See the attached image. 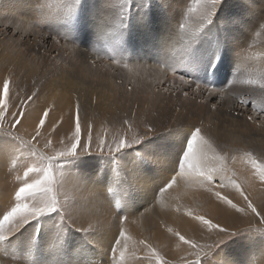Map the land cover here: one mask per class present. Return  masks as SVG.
I'll list each match as a JSON object with an SVG mask.
<instances>
[{"label": "rangeland", "instance_id": "374dc122", "mask_svg": "<svg viewBox=\"0 0 264 264\" xmlns=\"http://www.w3.org/2000/svg\"><path fill=\"white\" fill-rule=\"evenodd\" d=\"M25 1L26 0H7V2L13 4L10 5V8L8 9L9 12H0V41L5 40L9 42L10 39H17V41H15L16 44H13L11 46L12 49H14V52L8 51L5 54L4 52L0 53V80H3L4 77L9 75L13 77L14 83L12 86V92L14 94L18 93V96L13 95L14 100L26 99V97L31 93V87L34 89H39V92L37 93V95L39 94V100L35 99L34 102L28 103L27 108L25 110V120L23 121V127L20 128V134L25 138V140L29 139L30 134L32 133L31 128L35 126V123L38 120L37 115L31 116L33 115L32 111H36L35 107L39 106L42 108V110H44L45 108L51 106V104H56L62 99L61 98L60 100H52L49 105H45L44 101H46V97L48 96L42 92L45 89L44 85L46 86V84L49 83L52 84V81L56 78L55 76L59 73H56V71H58L59 68H61L62 66H64V68L66 67L67 69L75 70L76 67H78L79 65L77 70H79L81 67H90L91 69L93 68L92 70L95 74V76H87L89 77V79H84L85 83L90 82L89 84L87 83V85L84 86L85 88L90 90L87 95L89 101L99 100L100 102H105V98L103 96V93L101 92L107 91V88L105 86L108 85L110 88L112 87L111 89L115 91L116 96L117 94L123 95L129 101L130 106L132 108H135L136 104L142 103L144 101L143 96L140 94V90L148 89L149 91H152L151 95L156 94L163 96L164 98L165 107L162 111V119L165 117L170 119V114H172L173 117V113L179 111V116H186L184 118L185 121H183L184 119L182 120L183 122H191L194 124H198V122L201 121L205 131L207 132H211L213 129H216L218 132L212 138L215 140L217 145L226 146L229 150H241L242 148H239V146H241L240 144H242V142L247 143L244 138H242V141L240 140V131L248 127L247 123L249 121L247 120V118L245 120H239L236 115L239 112L245 114L246 116L249 114L256 115L257 111L261 107H264V92L260 90L259 85L237 84L236 87L243 92H247V98L250 101H254V104L249 108L240 109L237 100V93L233 92L230 86L232 85L233 80L243 81L247 79H264V54L256 56L254 54H250L247 51L251 45L249 47H244L243 45V41H245V39L253 45L264 44V28H260L257 26L260 20H264V0H253V6H251L249 10H245L242 8V2L240 0H223V3L221 4L214 18L213 25L209 26L208 35L204 38V40L201 41V44L198 45V66L196 70L191 73V75L193 78L199 79L202 82H207L208 80H211L217 89L224 90V97L220 100H216L214 97H207L208 99H205V97L199 93L195 94V98H193L192 93H190L188 98H185L179 92L163 93L162 91V88L165 85L161 84L160 81L164 80L165 78L157 68L156 63L162 62L167 57L168 41L171 35L175 34L179 13L183 12L184 14L181 19V22L186 23V25L188 24L184 31L188 33L195 32L200 26L201 19L199 12L189 11V9L194 7L193 0H150V5L147 9V12H145L144 9V0H133L132 15L128 23V32L131 30V28H133V26H139L142 27V30L145 29L147 32L154 31L155 35L151 36L149 41L139 45L138 51L133 56L129 52L128 45L129 47L131 45L133 47L134 45H137L139 41H135L136 39H138V37L133 38V36H130L128 34L126 44L127 46L118 52L119 55L124 56H117V59L120 60L119 65L114 64L113 61L109 58L110 50L108 49L104 50V52L101 54L102 58L96 59L97 53L95 51V44L98 38V30L102 21L104 20L105 15L107 14L105 8V0H82L78 15L76 17L75 25L72 31L70 32L71 39L75 43L69 42L67 44H65L64 40L60 39L57 33L61 27L58 21L59 18H61L65 13V5L68 0H41V2L45 5L43 11L47 13H53L55 14V16H57L56 18H52L50 16L52 18V22L45 23L36 22L35 13L37 12V0H30L32 3L35 4L33 5L35 9L28 6L26 4L27 2ZM0 2H2V0H0ZM18 2H24L25 4L21 5V8L13 7ZM254 5L257 8L254 9ZM54 7H56L60 11H54ZM152 13H154L153 15L155 17L158 16L159 18L151 19L150 16ZM145 15L147 16V23H145L143 19ZM223 15H226L224 18L226 22L233 17H240L242 22L239 25L235 26L229 25L227 23L223 27V25L221 24V18L223 17ZM29 25L31 27L30 29H28L29 31L26 30L25 32H23L22 29ZM244 25L246 27L242 28V26ZM19 27L22 28L15 31V29H18ZM223 31L226 32L224 33ZM43 34H46V37H48L46 40H43V44L48 50V58L53 59H48L50 61H42V56H46V51L44 52L45 48L39 44V42L42 43V38L44 37ZM35 35H38V37L34 38ZM35 39H37V41ZM58 39H60V43L56 42ZM150 41H152L153 47H151ZM220 42L223 43V47L220 49L219 55L217 56V43ZM241 44L242 47L240 48ZM14 45H17V47L22 50L18 51V49ZM51 45H54L58 51H55L54 48H51ZM181 45L182 40H180V38L177 36L175 38V47L177 51H179ZM22 52L29 55H39V57L41 58L36 62H26V60L22 56ZM239 52H241L246 58L247 65L245 64L240 67L238 65L236 66L235 64H232L231 61L227 60V55H231L233 57L235 53ZM86 53L87 55L84 56ZM214 53L215 55H213ZM241 53H239L238 57H243ZM53 55H55L54 57L57 59H54ZM83 56L86 58L85 61H87V63H84ZM92 58L96 59L95 65H92L90 63V60H92ZM57 60H60V63ZM124 64H127L128 68L123 67ZM59 65H61V67ZM251 68H253V70H250ZM22 71L27 72V75L30 77L27 81H25ZM74 73H76L77 77L82 76L79 75L77 71H75ZM92 77L95 82L92 81ZM69 83L70 87L65 86L64 84L62 86L65 90H61L59 88L54 93L57 94L58 92H62L63 95H65L64 93H66V91L75 92L77 90L74 89L75 83ZM23 84H25L24 87ZM101 84H104L105 86H102ZM129 89H131V92L137 90L138 93L135 95L129 94ZM158 89L160 91H158ZM40 92L43 94L41 95ZM50 95H52V93ZM66 95L69 94L66 93ZM211 103L217 104V108L214 111L210 110L209 108V105ZM199 107L200 112L197 115L194 114L195 109ZM64 109L63 111L62 109H60V111L58 110L57 112H55L56 110H52L49 113L48 117V119L51 118L49 119L50 123L48 122V120L46 121V128H48L49 131H51V125H57V132L53 137L54 139L56 137L63 139L66 133L70 134L68 127H71L73 113L67 108ZM182 110L185 111L186 114L183 113L181 115ZM199 116H203L201 120L199 119ZM68 119L69 125L67 123L68 121L66 122V120ZM123 119H125L124 116L118 115L113 117V123L111 127L108 124L99 125L98 129L93 130L94 138H99L104 134L105 131H107L109 139L118 136L121 131L120 122ZM62 122L67 124H62ZM147 122L148 121L146 120V123ZM208 122V127H206L205 125ZM167 123H169V121ZM257 123L260 124L259 121H257ZM144 124L145 122L140 123V126L137 127V125L133 123V130L137 132H142ZM95 125L97 124H95L94 122V126ZM183 129L184 128H181V130ZM25 133L28 134L26 135ZM165 134H167V131L158 132L156 134L157 136L154 135L144 141L142 144L136 145L133 148L126 150L124 155L121 157L123 163L126 162L127 164H129L135 160H138L137 153H149V147L147 145L144 146L143 144L154 142L157 138H161ZM187 134L188 130H185L183 132V135H181V139L178 140L180 144L177 153L174 154L176 158L173 156L175 162L181 152L183 142L186 139ZM129 135H131V133H129ZM6 139L12 141V138L2 135L0 136V144L6 143ZM42 142L44 143L43 138L40 139V142L37 145V147H39L41 150L43 145ZM250 150H252L258 156H264V144L261 145L259 148H256V146L250 147ZM88 160L95 163H99L105 160L110 162L107 164V174L105 176H113L110 171L116 172L117 170L116 164L111 157L99 154H93L90 156L82 157L79 160H76L73 163L66 165V168L70 170L73 175L75 174L74 176H76V174L78 173V166L84 163V161L86 162ZM34 162L35 161H33L26 154H17V157L13 162H9L7 157H0V205L6 208L14 204V191L20 184L23 183V173L26 167L30 166ZM175 162H172L171 159V161H169L164 166V168H159L157 166L153 168V171L156 170L157 174H155V176H150V178H154V184H158V187H155L157 188V190H159V188L170 177L171 172L166 171L169 167L173 168ZM238 162L235 167L238 170V177L241 178L239 176V169H241V173H244V171L242 168H240ZM155 163L157 165H162L158 162ZM105 166L106 165H102L96 170H103ZM148 167L149 165L147 166V168ZM123 169L125 170V168ZM160 169H163L165 171H160ZM163 173L164 175L162 177V175L160 174ZM98 174L100 175V173ZM57 177H60L59 172H57ZM84 184L85 183L77 180L67 182L63 189L58 190L59 198L63 202L66 200H70L72 197L87 196L89 193L87 187L85 191L81 190L84 188ZM116 184L118 186V183ZM147 184L152 185L150 179H147L144 183L139 184V186L143 188ZM257 184L258 185L256 188L258 190L264 191V186L260 185L259 182ZM79 187H81V189H77ZM90 188L91 191L95 190L97 192H100L102 189H104L94 188V190H92L93 187ZM150 188L154 187L151 186ZM142 194L144 193L134 196L133 199L135 201L140 200V196ZM224 194L229 195V197L232 198L234 202L242 203L239 195L235 192L233 188L228 187L224 189ZM105 195L109 200H111V193H109V191L105 193ZM154 201V197L150 196L146 208L143 209L144 206L139 204V208H135L134 210L129 212L126 211V206L123 207V209H119L118 207L106 208L104 211L110 225V227L108 228V232L106 234L104 233L103 236V241H106V248L98 251L96 248H87V246L85 245L84 252L80 256H78V254L73 251V239L77 237L76 241H79L85 238L81 233L72 230L66 240L67 247L64 253L65 258L70 261L84 258L85 264L88 260L94 261L95 264H101V261L103 262V264H109L107 257L109 254L112 233L116 232L120 227V217L122 214L128 215V221L124 225V227H126L128 231H130L132 228H136L137 221L143 215V221L145 223L149 235L142 239H147L155 247H157L159 251L164 253L166 258L175 261L176 264H179L180 262V257L183 252V245L180 244V242L177 240V245L180 244V248L169 251L170 246H167V244L168 241L172 240L167 238V234H170L169 229H171V231H179L180 233L194 231V229L197 227V223L188 219L186 214L187 211H194L197 208L201 207V209H207L208 212L215 211V216L227 217L228 219H230V225L234 224L235 228H248L247 222H240L239 220L235 219L236 214L234 210H231L230 208L223 205L217 200L212 201L209 204H215L212 210H209V205H204L203 201H197L196 204H194L195 206L193 204L192 207L190 205H187L190 208H177L179 209V211H175L174 209L170 208L165 209V212H161L158 208V210L155 212L156 214L152 215L150 212L147 211V209L154 203ZM101 202H105L103 197H101ZM112 204L118 205L119 203ZM170 211H172L176 216L177 223L179 225L176 229L172 228L171 225L166 223L161 224V230H158L156 224L150 227L151 223H156L158 221L163 220L164 217H168ZM256 223L257 222L255 220L252 221L253 225H256ZM83 226L87 227V224H84ZM25 227L29 232L32 231L31 226ZM235 228H233V230H235ZM43 230L46 231L44 237L42 234ZM152 230L157 231L155 233H152ZM51 232L52 222L45 223L41 228L39 238V243L44 240V244L41 248L37 245V248L34 252V257L38 262H46V260L43 259V253H46V255L49 256L47 240L49 239ZM202 236L206 238L207 233L205 231H202ZM263 236L264 233L254 231L240 232L232 238L226 240L223 244H221L207 259V264H217V262H215V256L221 254L222 251L225 250V248H228L229 250L227 253L224 254L225 257H234L232 260L237 264L239 259H241V264H264V262L259 261L251 263L253 251L252 243L250 242L253 237L261 238ZM94 239L96 240L97 237H94L92 239L93 241H90L95 243ZM89 244L92 245L91 243ZM18 250L22 253L25 251L22 244L18 247ZM0 264H24V259H22L19 254L13 256L11 250L7 253H5L3 250H0Z\"/></svg>", "mask_w": 264, "mask_h": 264}, {"label": "snow or ice", "instance_id": "6c2138e0", "mask_svg": "<svg viewBox=\"0 0 264 264\" xmlns=\"http://www.w3.org/2000/svg\"><path fill=\"white\" fill-rule=\"evenodd\" d=\"M81 3L82 0H68L64 15L59 18L61 27L57 35L65 41V44L75 43L71 39L70 32L75 25ZM222 3L223 0H193L194 7L189 11H198L201 22L199 28L191 33L184 31L187 27L186 23L181 22L184 14L179 13L175 34L171 35L168 41L167 57L162 62L156 63L165 78L160 81L165 85L162 88L163 93L179 92L185 98H188L190 93L193 94V98L197 93L205 99L214 97L220 100L224 97V90L217 89L211 80L202 82L191 75L198 66V45L208 35L209 26L213 25ZM149 5L150 0H144L145 12ZM132 6L133 0H105L107 14L98 30L95 44L96 59L102 58L101 54L108 49L109 58L114 64H120L117 56L124 57L118 52L127 46ZM44 8V3L37 0V23L52 22L49 14L43 11ZM143 19L145 23L148 22L146 15ZM241 22L240 17H233L226 23L235 26ZM257 26L264 28V20H260ZM177 36L182 40L179 51L175 47ZM60 39L56 42L60 43ZM222 47V42L217 43V56ZM96 59L90 60V63L95 65ZM123 67L127 68L128 65L124 64ZM13 83L11 75L0 80V135L10 137L13 141L9 149L0 154V157H7L9 162H13L17 154H26L35 162L26 167L23 183L14 191V204L6 208L0 205V250L5 253L11 250L13 256L19 254L24 259V264H39L34 252L39 243L41 228L45 223L52 222V232L48 242V252L51 256L49 264H85L84 258L70 261L64 256L66 240L70 232L72 230L79 232L90 242L89 237H94L108 229L110 225L104 210L116 207L121 209L126 206L137 176L133 169L124 175L122 182L125 185L126 196L121 204L113 205L105 195L109 191L107 187L109 182L100 192L90 191L87 196L72 197L62 202L58 190L63 189L69 181H85L74 176L66 165L82 157L99 154L111 157L116 164V171H121L125 167L121 157L126 150L142 144L158 132L168 131L167 126L158 129L154 123L147 122L143 131L137 132L133 130V122L129 117L120 122L121 131L118 136L109 139L105 131L99 138H94V122L90 118H82L81 106L77 101L69 129L70 134L66 133L63 139L53 138L57 132V125H51V131L46 128L49 113L53 110V107L49 106L38 118L29 139L25 140L20 134V128L23 127L28 103L39 98L37 95L39 89L31 91L24 100H14L13 95L18 96V93L12 92ZM237 84L259 85L260 90L264 92V79L233 80L230 87L237 93L240 109L249 108L254 101H250L247 98L248 93L238 89ZM209 108L214 111L217 104L211 103ZM247 120L253 124L259 121L264 125V107H261L256 115H247ZM41 138L44 141L42 150L37 147ZM137 158L140 161L152 159L143 153H137ZM238 161L247 168L242 178L238 177V170L235 167ZM57 172L60 173L59 178ZM100 175H103V171ZM257 181L264 186V156H258L251 150H229L226 146L217 145L211 134L205 131L202 123L192 125L188 129L171 175L159 188L157 195H162L181 183L203 188L217 201L234 210L235 219L247 222L248 228H235L234 224H222L205 215L187 211V216L207 233V238L190 237L179 231L174 232L173 235L183 245L179 264H207V259L212 253L238 233L244 231L264 233V202L255 203L245 187V185L251 187ZM228 187L235 190L242 203L234 202L229 195L224 194V189ZM101 197L104 198V203L101 202ZM253 220L257 222L256 225L252 224ZM81 221L87 223V227L82 223L77 227ZM127 221L128 215L122 214L120 227L112 233L107 257L109 264H176L175 261L166 258L165 254L147 239H139L133 245L131 243L133 236L124 227ZM25 226H31L32 231L29 232ZM21 244L25 249L23 253L18 250ZM180 244L177 245L178 249ZM86 264H95V262L88 260Z\"/></svg>", "mask_w": 264, "mask_h": 264}, {"label": "bare ground", "instance_id": "6f19581e", "mask_svg": "<svg viewBox=\"0 0 264 264\" xmlns=\"http://www.w3.org/2000/svg\"><path fill=\"white\" fill-rule=\"evenodd\" d=\"M240 1L242 2V8L245 10H249L251 8V6H253V0H240ZM25 2H27L26 4L28 6L35 9V7H33V5H35V4L32 3L30 0H26ZM0 3H1L0 4V12H9L8 9L10 8V5H13L12 3L7 2V0H2V2H0ZM24 4H25L24 2H18L13 7L21 8V5H24ZM255 8H257V7L254 5V9ZM53 10L54 11H60L56 7H54ZM171 11H172V9H171ZM48 14L52 18L57 17L53 13H48ZM153 14L154 13H152L150 16L151 19H158L159 18L158 16H156L157 17L156 18ZM225 16L226 15H223V17L221 18V20H222L221 24L223 25V27L227 24L226 21L224 20ZM35 19L37 21V12L35 13ZM163 25H164V23H163ZM130 26H132V25H130ZM243 27H246V26L244 25V26H242V28ZM20 28H22V27L15 29V31L19 30ZM30 28H31L30 25L26 26L22 29V31L25 32L26 30H28ZM223 32L225 33L226 31H223ZM128 34L130 36H133V38L138 37V39L135 40V41H137V40L139 41L138 44L135 43L137 45H134L133 47H132V45L130 47L128 45V49H129L130 54L134 56L135 53L138 51L139 45L149 41L150 37L155 35V32L154 31L147 32L145 29L142 30V27L133 26V28H131V30L128 32ZM43 36L44 37L42 38V43L39 42V44L45 48L44 52L46 51L47 57L45 55L42 56V61H47L48 59L53 60L51 58H48V50L46 49V47L43 44V40H46L48 37H46V34H43ZM37 37H38V35L37 36L35 35L34 38H37ZM128 38H130V37H128ZM35 40L37 41V39H35ZM15 41H17V39L16 40L10 39L9 42L5 41V40L0 41V53L4 52V54H5L8 51L14 52V49H12L11 46L13 44H16ZM126 44H127V41H126ZM150 45H151V47H153L152 41H150ZM243 45H244V47H247V46L249 47L251 45L247 51L250 54H254L255 56L264 54V44L253 45L245 39V41H243ZM14 46L18 49V51L22 50V49L18 48L17 45H14ZM241 47H242V44H241L240 48ZM51 48H54L55 51H58L54 45H51ZM239 53H241V52H239ZM239 53H235L233 55V57L231 55H227V60L231 61L232 64H235L236 66L238 65L241 67L242 65H245L247 63V61H246V58L244 57V55L242 53L241 54L243 57H238ZM55 55H53V57ZM86 55H87V53L84 56H86ZM213 55H215V53ZM22 56L24 57L26 62H31V61L36 62L37 60H39L41 58V57H39V55H34V54L29 55V54H26L23 52H22ZM19 57H20V55H19ZM54 59H57V58L54 57ZM85 59L86 58L84 57V63L85 62L87 63V61H85ZM50 60H48V61H50ZM58 62L60 63V60ZM231 62H229V63H231ZM53 64H56V63H53ZM61 65H59V66L61 67ZM78 67H79V65H78ZM78 67H76L75 70H72V69H67L66 67L64 68V66H62L61 68H59L58 71H56V73L57 72H59V73L55 76L56 78L52 81V84L49 83V84H46V86L44 85L46 90L44 88H43L44 91L41 90L44 94H46L48 96V97H46L47 98L46 101H44L45 105H49L52 100H56V99L60 100L62 98L58 103L51 104V106L53 105V107H54L53 110H56L55 112H57L58 110L60 111V109H62V111H63L64 108H67L69 111H72V113H74L75 104L77 101H79L80 106H81L82 118H84V117L90 118L93 122H95V124H97L94 126L93 130L98 129L99 125H103V124H106V125L108 124L111 127L112 123H113L112 122L113 117L118 116V115H122L125 117V119L131 117L132 122L134 124H136L137 127L140 126V123H144V122L146 123V120H147L148 122L154 123L158 127V129H162L165 126H167L168 131H167V134L163 135L161 138H157L156 141L143 144L144 146L147 145L150 149V152L146 153L144 155L151 157L152 159L147 160V161H140L138 159V160L133 161L134 163L131 162L129 164L124 162L123 165L125 166L124 168L126 171L124 169L121 170V173H120V171H116V172L110 171L113 174V176H105L107 174V164L110 162H108L106 160L101 161L99 163H95V162H92L89 160L86 162L84 161V163H82L80 166H78V169H77L78 173L76 174V177L80 178L82 180H85V181H80V182H83L85 184H84L83 189H81V187H79L77 189H81V190L85 191L86 187H87L88 191L90 192L91 191L90 187H93L92 190H94V188L102 189V188H105V186H106L105 184H107L109 182L107 187L109 188V193H111L110 199H111L112 203H119V204L123 203L125 196H126V192H125V185L123 184L122 180H123L124 175L126 173H128L129 170L133 169L136 173L137 180H136V183L134 184L133 189L130 191V194H129L130 198L126 204V211L127 212L132 211L135 208H139L140 205L144 206L143 209L146 208L147 204L149 202L150 196H153L155 199L154 203L150 207H148V209H147V211L150 212L152 215L156 214L155 212L158 210V208L161 212H165V209H170V208L174 209L176 211L177 208L180 209L181 207L190 208L187 205H190L192 207V204L193 205L196 204L197 201H201V202L203 201L204 205H209L212 201L216 200L215 197L214 196L212 197L205 189L195 187V186H187V185H184L183 183H181L177 187H174L173 189H170L168 192L163 193L162 195H157L158 190L155 187H158V184H154L155 183L154 178H150V176H155V174H157L156 170L153 171V168H155V166H157L159 168H164V166L169 161H171V159H172V162H175L173 156L176 158V156L174 154L177 153V150L179 148L180 142L178 140L181 139V137H182L181 135H183V132L185 130H188L192 125H200L201 121H199L198 124L197 123L194 124L191 122L190 123L189 122L188 123L183 122V121H185L184 118L186 116L185 117L179 116V111H177L176 113L174 112L175 114L173 113V115H174L173 117H172V114H170L169 115V117H171L170 119H168L167 117L162 119V111L164 110V107H165L164 98H163V96L156 95V94H154V95L152 94L153 95V98H152V95H151L152 91H149L148 89L140 90V94L143 96L144 101L142 103L136 104L135 108H132L130 106L129 101L123 95L117 94V96H116L115 91L113 89H111L112 87L110 88L108 85L105 86L104 84H101V85L102 86L104 85L107 88V91H102L101 93H103V96L105 98V102H100L97 99H96L97 101H89V99L87 98V95L90 92V90L85 88L84 86L87 85V83L89 84L90 82L86 81L87 83H85L84 79H87V78L89 79V77H87V76H89V75L95 76V74L93 73V70H92L93 68L91 69L90 67L89 68L81 67L79 70H77ZM132 68H133V66H132ZM129 70H131V69H129ZM250 70H253V68H251ZM75 71H77L79 73V75H82V76L77 77L76 73H74ZM22 72H23V77H24L25 81H27L28 78H30V77L27 75V72H25V71H22ZM60 74H62V75H60ZM92 81L95 82L93 80V77H92ZM69 82L75 83L74 89H77L75 92L66 91V93L69 95H66V93H64L65 95H63L62 92H58L57 94L54 93L59 88L61 90H65L64 87L62 86L64 84H65V86L70 87ZM29 84H31V83H29ZM24 85L25 84H23V87H24ZM100 89H103V88H100ZM33 90H35V89L31 87L30 91H33ZM43 93H41V95ZM51 93H52V95H50ZM128 93L135 95L138 93V91L137 90L134 92L129 91ZM35 108H36V111H32L33 115H31V116L37 115L39 118L42 115L43 110L39 106H37ZM199 112H200V107L195 109L194 114L197 115ZM183 113L186 114V112L182 110L181 115ZM236 116L239 118V120H245L247 118V116L245 114H242L241 112H239V115H236ZM202 117L203 116H199V119L201 120ZM49 119H51V118H49ZM49 119H48V122L50 123ZM168 121H169V123H167ZM66 122L69 125V119L66 120ZM67 123L62 122V124H67ZM204 123H205V121H204ZM208 124H209V122L205 126L208 127ZM247 124H248V127L240 131V133H241L240 140L242 141V138H244L247 141V143L242 142V144H240L241 146H239V148H242L241 150H243V151L250 150V147H253V146H256V148H259L261 145L264 144V125H261L259 123L253 124L252 122H248ZM245 125H246V123H245ZM181 128H184V129L181 130ZM69 129H70V127H68V130ZM106 129H107V127H106ZM32 131H33V127L31 128V132ZM217 132L218 131L216 129H213L211 132H208V133H210L211 136L213 137L217 134ZM58 133H59V131H58ZM25 134L27 135L28 133H25ZM0 136H2V135H0ZM226 138H228V137H226ZM165 139H166V141H165ZM6 140H7L6 143L0 144V154L7 151L9 149V146L12 144L11 140H8V139H6ZM234 144H236V143H234ZM257 146H259V147H257ZM255 151H256V149H255ZM155 162H158L159 164H162V165H157ZM102 165H106L103 168V170H96V169L100 168ZM148 165H149V167L147 168ZM238 165L240 166V168L243 169L244 173L247 171V168L245 165H242L239 162H238ZM108 166H112V165H108ZM171 169H172V167H169L166 172H172ZM161 170L165 171L163 169H160V171ZM101 171H103V175L100 176L98 173H101ZM240 171H241V169H239V176L242 178L244 173H241ZM160 175H162V177H163L164 173L160 174ZM147 179H150V182H152V185L147 184L143 188H141L139 186V184L144 183ZM77 181H79V180H77ZM116 183H118V186ZM257 183H258V181L256 183H254L251 187H249L247 185H245V186H246V189L249 192L251 198L253 199V201L255 203L259 204L261 202H264V191L258 190L256 188L258 185ZM151 186H153L154 188H150ZM141 193H144V194H142L140 196L141 197L140 200L135 201L133 199V197L137 196L138 194H141ZM237 201H239V200H237ZM214 206H215V204H211L208 206V209L212 210L214 208ZM193 212L205 215L208 218H212L215 222H220L222 224L223 223L230 224V219H228L227 217L215 216V211L208 212L207 209L206 210L203 208L201 209V207H200V208H197L196 210H194ZM187 217L189 220H192L191 217H189V216H187ZM107 220H108V218H107ZM152 222H155V221H152ZM81 223L83 225L87 224V223L81 221L80 223L77 224V227H79V225ZM162 223L169 224V225H171L172 228H175V229L179 226L177 223L176 216L172 211H170V214L168 215V217H164L163 220L158 221L156 223H151L150 227H152L154 224H156L158 230H161V224ZM112 226H111V229H112ZM156 231L157 230H152V233H155ZM202 231H203V229L197 225V227L194 229V231L185 232V233H181V234H183V235L186 234L187 236L199 238L200 236H202ZM107 232H108V229H106L102 233L96 234L94 236V237H97L96 240L94 239L95 243L92 242L93 241L92 239L94 237L88 238L89 240H92L90 242L86 239H81L79 241L78 240L76 241L77 237H75L73 239V242H72L73 251L75 253H77L78 256H80L84 252L85 245L87 246V248H96L98 251L106 248V241H103L104 240L103 236H104V233L106 234ZM128 232L133 236V241L131 242L133 245H135L137 240L145 238L149 235V233L147 232V228L145 226V223L143 221V215L137 221L136 228H132ZM169 232H170V234H167V238L172 240V241H168L167 246H170L169 251H171V250L177 249V240L178 239L173 235V233L176 231H169ZM190 233H191V235H190ZM42 234L44 237L46 234V231L43 230ZM206 238H207V236H206ZM256 239H260V240H256ZM43 242H44V240H42L40 243H38V246L40 248L43 246V244H44ZM48 242H49V239L47 240V244H48ZM250 242L252 243V251H253V257H252L251 263H254L255 261L264 262V236L261 238L253 237V239L250 240ZM89 243H91V244L93 243V244L90 245ZM228 251H229L228 248H225V250H223L221 254L216 255L215 256V262H217V264H237L232 260L234 257H227V256L225 257L224 254L227 253ZM86 252H88V251H86ZM42 256H43V259L46 260V262L39 261V264H49V261L51 259L50 254L48 256V255H46V253H43ZM240 260L241 259H239L238 264H241Z\"/></svg>", "mask_w": 264, "mask_h": 264}]
</instances>
